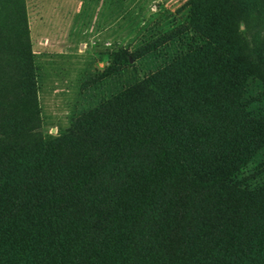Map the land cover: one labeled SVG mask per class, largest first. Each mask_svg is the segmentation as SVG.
Returning a JSON list of instances; mask_svg holds the SVG:
<instances>
[{
  "label": "trees",
  "instance_id": "obj_1",
  "mask_svg": "<svg viewBox=\"0 0 264 264\" xmlns=\"http://www.w3.org/2000/svg\"><path fill=\"white\" fill-rule=\"evenodd\" d=\"M188 5L207 41L55 138L31 133L30 49L20 65L0 49V264H264V185L237 179L264 147L243 96L264 47L240 29L264 0ZM15 20L30 47L23 0Z\"/></svg>",
  "mask_w": 264,
  "mask_h": 264
},
{
  "label": "rangeland",
  "instance_id": "obj_2",
  "mask_svg": "<svg viewBox=\"0 0 264 264\" xmlns=\"http://www.w3.org/2000/svg\"><path fill=\"white\" fill-rule=\"evenodd\" d=\"M188 1L59 0L55 13L31 23L32 44L23 47L15 20L21 0H0V49L6 50L2 58L19 63L25 49L31 51L40 122L30 132L44 139L61 135L80 113L205 43L207 35L195 26L200 27L198 20L189 21ZM78 2L83 4L76 10ZM97 28H102L101 36L82 42ZM237 28L234 32L241 38ZM240 29L249 48L264 47V24L249 21ZM44 37L49 43L42 45ZM243 96L250 114L264 116V70L247 77ZM237 179L252 189L264 185V147Z\"/></svg>",
  "mask_w": 264,
  "mask_h": 264
},
{
  "label": "crops",
  "instance_id": "obj_3",
  "mask_svg": "<svg viewBox=\"0 0 264 264\" xmlns=\"http://www.w3.org/2000/svg\"><path fill=\"white\" fill-rule=\"evenodd\" d=\"M78 3L79 4H77L76 10L78 9V7L81 8L83 4L82 2L81 3L78 2ZM49 5L51 7L50 10L47 8V6L49 7ZM59 5H60L59 0H23V6H24L25 13H26V18H27V26L29 29V37H30V27L32 25L31 23L33 21L43 22L44 16L47 13L48 14L55 13ZM101 34H102V28H100V30L97 28L94 32H92V34L86 40H83L82 42L87 41V40L93 41L95 38H98V36H101ZM30 41L32 44L31 37H30ZM46 43H49V40L46 37H44L40 44L45 45ZM68 45L69 44H67V46Z\"/></svg>",
  "mask_w": 264,
  "mask_h": 264
}]
</instances>
